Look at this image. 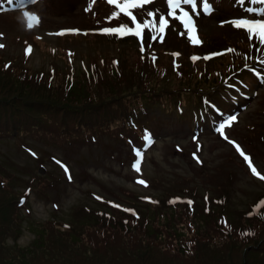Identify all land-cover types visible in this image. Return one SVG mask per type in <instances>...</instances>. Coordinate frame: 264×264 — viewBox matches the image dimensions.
Listing matches in <instances>:
<instances>
[{
    "label": "rangeland",
    "instance_id": "374dc122",
    "mask_svg": "<svg viewBox=\"0 0 264 264\" xmlns=\"http://www.w3.org/2000/svg\"><path fill=\"white\" fill-rule=\"evenodd\" d=\"M81 3L82 0H38L37 4L31 8L44 16L51 14L53 19L39 18V23L32 29L26 27V20L23 15L25 11L19 13L18 16L15 13H10V15L8 13L0 14V31L4 32V36H0V39L4 38V41L11 42L12 44H10L9 48L17 55H20L25 50L22 49V43L21 40H18V36H23L25 30H33L31 32L41 35L43 30H51L55 27L68 26L74 23L81 25V16L76 15ZM153 3H156L158 7L166 5L169 11L167 0L153 1L150 7ZM143 9L147 11L149 4L143 5ZM219 12L224 13L225 16L229 15L225 11ZM174 14H176L175 9ZM213 15L202 20L205 28L215 25V20L212 19ZM247 15L248 12L240 16V19H248ZM208 30L210 31L211 29ZM43 38L47 41L48 46L52 48L55 42L52 36H43ZM73 45L78 51L87 49L82 41ZM65 46L70 47L69 44ZM33 48L35 52L29 60L32 65H45L46 61L51 59L48 55L41 54L35 47ZM92 48L96 49L97 46ZM83 66V70L73 77L70 76L69 65L67 63L63 64L62 76L54 74L48 80L49 84H52L53 89H55L56 85L58 88L63 87L66 93L61 94L60 99L64 103H77L83 99V77L87 75L90 67L88 58L83 60ZM255 66L260 67L259 64H255ZM177 84L183 85L184 82L178 81ZM252 85L254 88L252 87L251 92L254 93L259 86L257 82ZM41 93L45 96L44 92H30L27 88H19L12 84L9 79L0 78V115L5 116L8 122H16V125L24 124L22 126L25 129V132L22 131V133L16 129V135H13L14 131H11L7 125L4 127L0 126V132H2L0 135H7L10 141L12 136L13 140L21 138L41 152L46 150L55 151L57 156L63 155L66 157L68 164H71L73 170L83 168L88 170L89 173L87 171L83 173L81 177L83 183L76 182L75 188L67 189L66 186L62 185L64 191L58 194H29L28 216L30 218L22 217L21 212L18 211L17 217L19 219L10 221L8 216L11 211L7 210L6 206L14 199V191L5 192L0 190V264H6V262L18 264L21 255H25L23 260H27L26 264H243V256L248 260L247 264H264V254L258 251L261 248L254 246L252 247V252L245 253L243 246L239 244H232V247H229L228 244H223L217 248H209L203 245L198 249L197 254L188 260L172 259L161 253L153 252V249L149 251L143 249L147 251L145 256L143 251L138 254L136 253L137 250L130 253L122 249L113 248L114 246L121 248L119 244L115 243L100 248L102 250L96 253L95 250H86L79 244L70 247L71 243L67 242L66 233L55 232L53 227L47 225V221H43L47 217L54 216L59 218L60 215H66L70 217L69 222H72L73 217L79 214V206L69 205L79 197L82 198V202L90 203L88 198L79 190L80 187L89 186L88 188L92 191L103 192L106 195H108V189L115 194H119V189L125 187L142 194L160 197L165 192L176 191L179 187L174 186L177 183V179L183 186L182 179L186 177L190 178L186 186L191 184V178L192 183L197 186H189V189L194 193L193 197L201 202V199L206 201L207 197L210 196L208 198H210L209 202L211 204L212 198H214L213 195L217 192L216 188L220 186L219 190L225 196V204L222 207H226L233 216V209L236 207H247L246 203L251 201L254 197L253 194L256 193L255 190L259 189L260 186L248 177L245 167H249L246 162L243 163L241 168H238L237 163L235 162V164L233 160L225 155L227 154L226 151L230 150L228 139L235 141L236 144L241 146L242 150L244 149V144L246 149L252 154V156H249L252 158L254 166L260 173L264 172V91L258 90L257 93L250 94L243 106L234 109L229 115L226 112L223 116H219L217 119L220 121H216V126L211 127L212 130L206 129L205 131L193 133L186 128L187 122L174 123L165 119L162 115V120L151 117L148 118V122L143 120L141 124L157 128L156 133L146 139L147 145L136 153L135 161L126 164L118 161L115 150L104 146L109 141H115L119 145L120 151L127 150L123 144V139L115 134L114 129L104 124L97 125L92 132L93 135H96V143L79 144L77 141H73L77 145L73 149L67 148L64 151L66 153L61 152L57 147L46 146L51 144L44 141L47 138L46 135L34 134V136H30L29 132L43 129L45 121L67 119L63 112L71 113L58 107H51L49 101L40 102ZM71 114V119H73L75 114ZM233 116L236 117V120L229 125L228 122ZM19 118L23 120H19ZM29 124L31 125L28 126ZM221 125L225 126L222 131ZM5 129H7V134ZM122 134V136L133 135L132 132H126L125 129H123ZM60 135L77 134L70 130H62ZM225 136L228 137L227 140ZM172 143L180 145L181 148L176 152ZM181 149L182 151L179 152ZM110 152L113 156H109ZM140 154L143 158L140 157ZM197 156H201L204 161L202 164L205 165L204 170H197L191 167V165L197 166L194 163L200 162L196 159ZM11 157L13 161L7 164L8 173H1L5 176L10 186L17 188L23 184L20 181L21 173L23 171H32L34 167L33 163L27 161L28 157L22 151L16 149L14 142L12 144L9 141L0 140L1 160L9 162L12 159ZM185 158H187L188 162ZM137 160L140 161L139 171H136L133 167ZM227 170H231L234 176H225ZM129 176L137 177L138 179L130 180L131 177ZM252 176L256 178L253 174ZM141 179L146 181V184L137 182ZM224 179L228 181L227 184H225ZM104 190H107L106 193ZM178 193L183 194V192ZM184 194L189 195L188 193ZM50 198L52 200H49ZM53 209H56V212L52 211ZM214 209L216 208L214 207ZM22 213H25V210H22ZM156 218L161 221L166 219L164 215H156L150 217L149 221ZM152 227L145 229V231ZM42 228L43 230L45 229L43 235L41 234ZM38 235L41 236L44 243H35L39 241L36 238ZM60 248L65 253H62ZM55 249L63 258L56 259L53 256V253L56 252ZM105 251L106 253L104 254L103 252ZM135 253L137 256L143 255L144 257L137 260L133 256Z\"/></svg>",
    "mask_w": 264,
    "mask_h": 264
},
{
    "label": "snow or ice",
    "instance_id": "6c2138e0",
    "mask_svg": "<svg viewBox=\"0 0 264 264\" xmlns=\"http://www.w3.org/2000/svg\"><path fill=\"white\" fill-rule=\"evenodd\" d=\"M7 2L9 4H11L13 2V0H7ZM34 2V0H33ZM107 2L110 5H115V7L118 9V11H114L107 19L111 20V19H115L119 16L120 13H124L125 15L130 16L133 21H135V16L132 15V12L130 11L131 9L137 8V7H142L143 5L150 3L151 0H107ZM168 5H169V11L167 13L168 16H173L174 15V9L178 8L182 3L183 4H190V3H194L195 0H167ZM244 0H240V3H243ZM252 2L254 3H261L264 4V0H252ZM204 10L205 12L209 11V6L207 3L204 4ZM249 12H255L256 14H264V9H248ZM24 18L26 20V27L28 29H32L36 24L39 23V17L35 14H30L27 11L24 12ZM149 16H152L153 13L149 12L148 13ZM182 22L185 26V28L187 29V33L189 36L190 41L193 44H199L200 40L196 35V26L192 20V18L188 15L187 12L182 13ZM233 24L234 27L236 28H243L247 33H248V38L249 40H253V38H255L261 45H264V20L261 19H237L231 22ZM167 25V20L165 19L164 16H160L159 18V32L163 33L165 27ZM147 27V22L144 24H140V23H136L135 24V28H130L127 25H120L117 28H104L102 29V33L104 34H117V35H128V34H133L136 35L137 37L141 36V30L142 28ZM75 31V30H73ZM59 34H63V33H59ZM2 35V34H0ZM155 38V37H153ZM161 40H163V36H161ZM4 45L0 44V48H3ZM143 51V47L141 49ZM260 49H257V51H259ZM226 52H233L235 51L234 49H226ZM31 52V48L29 47L28 49H26V54ZM223 53H216L215 55H222ZM174 55H178V54H174ZM210 57H204V59H208ZM192 59L195 61L196 59H198V57L193 56ZM236 117L233 116L230 118L228 124L230 125L232 121H235ZM224 125H221V131L224 128ZM223 134V132H222ZM225 139L227 140L228 137L225 136ZM229 143L233 144L237 151L239 152V154L243 157L244 161L247 163L250 171L252 172V174L254 176H256L257 178H259L260 180H264V174H261L257 168L254 166L253 160L252 158L246 154L240 145L236 144L235 141L232 140H228ZM195 157V154H194ZM58 164H60L61 162L57 161ZM140 161L137 160L136 163L133 165V167L136 169V171L140 170ZM61 167L64 168V171L66 173H68L69 169L67 168V166L61 164ZM69 179H71V177H69ZM140 184H145V181L143 180H139L137 181ZM97 199H101L100 197H97ZM189 204H191L192 202L189 201ZM264 203V202H262ZM115 207H120L119 205H115ZM125 211H131L129 209H125ZM134 214V213H133Z\"/></svg>",
    "mask_w": 264,
    "mask_h": 264
},
{
    "label": "trees",
    "instance_id": "16d2710c",
    "mask_svg": "<svg viewBox=\"0 0 264 264\" xmlns=\"http://www.w3.org/2000/svg\"><path fill=\"white\" fill-rule=\"evenodd\" d=\"M85 94V93H84ZM84 98V97H83ZM85 100V99H84ZM82 101H83V99L81 100V101H79V102H77V103H82ZM86 102V101H85ZM88 103V102H87ZM73 104H75V103H71L70 105H68V107L70 108V107H72L73 106ZM57 122V121H56ZM42 243V240H40L37 244H41ZM72 245L74 246V245H76V244H74V243H71V245H70V247H72ZM65 248H67L66 246H65ZM60 250H61V252L62 253H65V251L64 250H62L61 248H60ZM55 251L56 252H54V255L53 256H55V258L56 259H61V258H63V257H61V254L55 249ZM25 256L24 255H21V258L19 259V263L18 264H26L27 263V260H23V258H24ZM6 264H10L9 262H6Z\"/></svg>",
    "mask_w": 264,
    "mask_h": 264
}]
</instances>
